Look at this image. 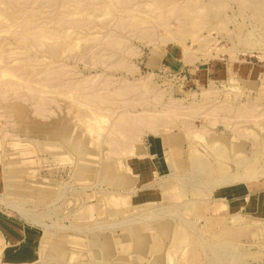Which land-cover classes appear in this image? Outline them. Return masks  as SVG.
I'll return each instance as SVG.
<instances>
[{"label":"rangeland","instance_id":"obj_1","mask_svg":"<svg viewBox=\"0 0 264 264\" xmlns=\"http://www.w3.org/2000/svg\"><path fill=\"white\" fill-rule=\"evenodd\" d=\"M0 264H264V0H0Z\"/></svg>","mask_w":264,"mask_h":264},{"label":"bare ground","instance_id":"obj_2","mask_svg":"<svg viewBox=\"0 0 264 264\" xmlns=\"http://www.w3.org/2000/svg\"><path fill=\"white\" fill-rule=\"evenodd\" d=\"M176 151H177V149H176ZM178 152V151H177ZM111 165V164H110ZM107 168H108V166H107ZM109 169H110V166H109Z\"/></svg>","mask_w":264,"mask_h":264}]
</instances>
